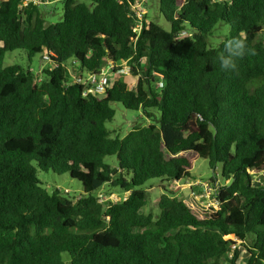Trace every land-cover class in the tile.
I'll return each instance as SVG.
<instances>
[{
  "label": "trees",
  "instance_id": "1",
  "mask_svg": "<svg viewBox=\"0 0 264 264\" xmlns=\"http://www.w3.org/2000/svg\"><path fill=\"white\" fill-rule=\"evenodd\" d=\"M26 3L0 0V264H239L238 243L246 264H264V0H160L170 29L146 16L140 31L141 0H62L49 24ZM220 23L229 33L210 46ZM15 51L56 66L7 65ZM110 64H127L136 87L116 73L105 95L85 96L71 79ZM114 103L157 111L159 127L113 138ZM200 159L222 181L218 207L164 193L158 216L143 212L147 182L183 184ZM39 171L83 191L46 188ZM115 192L130 194L100 200Z\"/></svg>",
  "mask_w": 264,
  "mask_h": 264
},
{
  "label": "rangeland",
  "instance_id": "2",
  "mask_svg": "<svg viewBox=\"0 0 264 264\" xmlns=\"http://www.w3.org/2000/svg\"><path fill=\"white\" fill-rule=\"evenodd\" d=\"M85 2L86 0H81ZM35 5L39 6L45 15L49 23H57L63 20V4L62 0H34ZM136 15L138 17V22L136 24L137 29L140 31L142 27V21H154L163 28L169 30L170 25L163 18L160 12V0H141L140 5L136 9ZM229 25L226 23H220L217 28L213 31L212 35L208 38V43L210 46H219L227 37L229 33ZM188 36L187 33H183L181 37ZM6 64H20L24 67L31 68V70L40 75L44 68L55 67V63L51 60L43 59V55H37L30 62L27 55L23 51H15L9 53L6 56ZM73 72V71H72ZM125 79H127L132 88L137 85L138 78L131 75V71L127 70L124 74ZM75 73H72L71 79L74 80ZM112 76V75H111ZM112 107L116 111L115 118L107 123V127L111 133V136L124 138L133 130L136 126H149L156 125L159 127V114L155 110H150V115H147L144 110L140 111H130L125 109L121 104L114 103ZM106 162L117 166L118 159L116 156H111L106 158ZM39 177L44 185V187L53 189L59 188L63 191H70L73 194L79 195L83 191V186L80 182L72 180L68 174L57 175L52 172L39 171ZM213 171L209 168L208 161L200 159L192 172V179L179 184L176 182L168 183L161 182L159 180H152L146 183L143 189L147 190L148 196L150 198V203L143 209L144 213H152L155 216L159 215L158 202L162 194H171L180 197L184 200H193L198 207L208 208V207H218L219 202L217 199L216 191L222 185V181L217 177L216 182L212 181L214 178ZM261 181V179H259ZM130 193H118L115 192L111 196H106L109 201L118 203L123 199H126ZM200 212L198 215L203 214L202 208H197ZM239 249L241 250V257L239 259V264H246V260L249 257L247 249L244 245L238 243ZM66 264H70L69 255H63Z\"/></svg>",
  "mask_w": 264,
  "mask_h": 264
},
{
  "label": "built area",
  "instance_id": "3",
  "mask_svg": "<svg viewBox=\"0 0 264 264\" xmlns=\"http://www.w3.org/2000/svg\"><path fill=\"white\" fill-rule=\"evenodd\" d=\"M30 2H34V0H28V3H26L25 6H27ZM116 68V65L110 64L96 74H85V76L82 77L75 76L73 81L81 83L85 86V96H88L89 94H98L103 96L107 93L108 88H110L112 84L113 78L111 75H115L116 73L123 75L127 70L130 71V67L127 64L123 69H118L117 72H113ZM107 199V197L100 195L101 201H106Z\"/></svg>",
  "mask_w": 264,
  "mask_h": 264
},
{
  "label": "clouds",
  "instance_id": "4",
  "mask_svg": "<svg viewBox=\"0 0 264 264\" xmlns=\"http://www.w3.org/2000/svg\"><path fill=\"white\" fill-rule=\"evenodd\" d=\"M244 42L242 40H234L230 41L227 47L231 50L233 47L235 49H243L244 48ZM235 53H231L228 57H225L220 60L221 67L224 70H229V69H234L235 68V63L233 62L231 55Z\"/></svg>",
  "mask_w": 264,
  "mask_h": 264
}]
</instances>
